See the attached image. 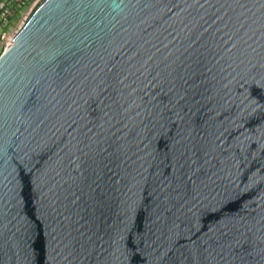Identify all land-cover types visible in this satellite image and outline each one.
Instances as JSON below:
<instances>
[{
	"label": "water",
	"instance_id": "obj_1",
	"mask_svg": "<svg viewBox=\"0 0 264 264\" xmlns=\"http://www.w3.org/2000/svg\"><path fill=\"white\" fill-rule=\"evenodd\" d=\"M0 264H264V0H44L0 54Z\"/></svg>",
	"mask_w": 264,
	"mask_h": 264
},
{
	"label": "built area",
	"instance_id": "obj_2",
	"mask_svg": "<svg viewBox=\"0 0 264 264\" xmlns=\"http://www.w3.org/2000/svg\"><path fill=\"white\" fill-rule=\"evenodd\" d=\"M44 0H5L0 3V28H5L7 25L11 24V9L21 3H27L25 6V11L22 13L19 20L12 26V29L3 35L2 44L4 48L8 46L17 35V33L23 28L27 20L30 18L35 9L43 2Z\"/></svg>",
	"mask_w": 264,
	"mask_h": 264
},
{
	"label": "trees",
	"instance_id": "obj_3",
	"mask_svg": "<svg viewBox=\"0 0 264 264\" xmlns=\"http://www.w3.org/2000/svg\"><path fill=\"white\" fill-rule=\"evenodd\" d=\"M26 4H27L26 2L21 3V4H17L11 9V11H10L11 12V15H10L11 21H12V19L17 18L18 16L21 15V13L25 10ZM7 27H8V25L5 28H7Z\"/></svg>",
	"mask_w": 264,
	"mask_h": 264
},
{
	"label": "rangeland",
	"instance_id": "obj_4",
	"mask_svg": "<svg viewBox=\"0 0 264 264\" xmlns=\"http://www.w3.org/2000/svg\"><path fill=\"white\" fill-rule=\"evenodd\" d=\"M24 11H25V10H24ZM24 11H23V12H24ZM23 12H22V13H23ZM22 13H21V15H22ZM21 15L18 16L17 18L12 19L11 24L8 25L7 28H4V29H3V31L1 32V35H0V41L3 39V35L6 34V33H8V32L12 29V26H13V25L19 20V18L21 17ZM1 43H2V41H1ZM2 45H3V44H2ZM2 50H4V45H3V47H2Z\"/></svg>",
	"mask_w": 264,
	"mask_h": 264
},
{
	"label": "crops",
	"instance_id": "obj_5",
	"mask_svg": "<svg viewBox=\"0 0 264 264\" xmlns=\"http://www.w3.org/2000/svg\"><path fill=\"white\" fill-rule=\"evenodd\" d=\"M3 1H5V0H0V3L1 2H3ZM0 21H1V17H0ZM3 31V28H0V35H1V32ZM2 47H3V45H2V43H1V41H0V53H1V51H3L2 50Z\"/></svg>",
	"mask_w": 264,
	"mask_h": 264
}]
</instances>
